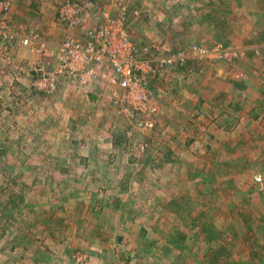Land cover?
<instances>
[{"label": "rangeland", "instance_id": "1", "mask_svg": "<svg viewBox=\"0 0 264 264\" xmlns=\"http://www.w3.org/2000/svg\"><path fill=\"white\" fill-rule=\"evenodd\" d=\"M69 1L86 26L124 7L177 65L143 106L109 84L44 91L34 67L82 31L47 39L0 8V264H264V0Z\"/></svg>", "mask_w": 264, "mask_h": 264}, {"label": "built area", "instance_id": "2", "mask_svg": "<svg viewBox=\"0 0 264 264\" xmlns=\"http://www.w3.org/2000/svg\"><path fill=\"white\" fill-rule=\"evenodd\" d=\"M80 5L65 0L59 7L57 20L67 30L80 29L83 39L74 33L66 34L58 46L55 63L52 66V60L37 63L34 71L39 83L44 84L43 87L37 86L47 91L64 82L80 89L98 83L109 84L111 88L118 89L117 97L124 104L141 102L143 106L149 93V78L177 65L176 56L173 53L153 56L149 45H138L135 28L126 21L124 7L116 16L100 9L102 21L86 26ZM8 6L9 1L0 0V8L6 10ZM33 40L39 39L37 33L31 30L23 38V43L30 44ZM35 51L50 56L44 43H39ZM151 125L147 123V126Z\"/></svg>", "mask_w": 264, "mask_h": 264}, {"label": "crops", "instance_id": "3", "mask_svg": "<svg viewBox=\"0 0 264 264\" xmlns=\"http://www.w3.org/2000/svg\"><path fill=\"white\" fill-rule=\"evenodd\" d=\"M8 1L12 5V11L10 13L12 26L20 27L21 25L25 24L27 21L28 22L26 23V25L28 26L30 25L32 26V24L37 25V23H43L44 25L43 37L53 40L56 38L57 34H59L58 28L56 27V25H59V23L57 22L58 20L57 18L56 21L53 20L54 18L53 16H51L53 8L57 7V5L52 6L51 4L54 2V0H50L49 3H47L48 0H8ZM17 24L19 25L17 26ZM64 30L65 29L62 28L61 34H63ZM75 87L78 88L77 86ZM92 87L96 88L95 85H92ZM71 90L73 91L75 89H71Z\"/></svg>", "mask_w": 264, "mask_h": 264}, {"label": "trees", "instance_id": "4", "mask_svg": "<svg viewBox=\"0 0 264 264\" xmlns=\"http://www.w3.org/2000/svg\"><path fill=\"white\" fill-rule=\"evenodd\" d=\"M254 116H256V117H257V114H254Z\"/></svg>", "mask_w": 264, "mask_h": 264}]
</instances>
